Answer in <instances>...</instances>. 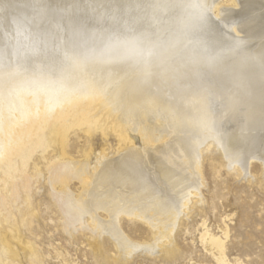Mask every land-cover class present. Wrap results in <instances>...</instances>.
Wrapping results in <instances>:
<instances>
[{"label": "bare ground", "instance_id": "obj_1", "mask_svg": "<svg viewBox=\"0 0 264 264\" xmlns=\"http://www.w3.org/2000/svg\"><path fill=\"white\" fill-rule=\"evenodd\" d=\"M206 2L218 14L220 0ZM229 20L228 28L238 33L239 25ZM162 27L169 28V23ZM45 56L27 60L21 67L17 59L0 57V74L42 69L62 74L67 85L64 99L51 113L0 119V192L6 195L0 196V264H23V258L27 264L41 263L34 244L20 231L33 234L38 228L31 194L43 178L61 216L58 228L68 236L83 230L93 234L95 239L88 246L100 264H125L133 254L152 253L163 243L169 252L162 256L175 258L170 251L173 232L191 215L190 207L202 201L206 152L213 169L220 162L236 175L247 174L249 165L258 162L264 187V88L253 70L238 79L235 89L219 91L181 82L179 72L145 79L136 73L139 70L130 73L127 66L112 70L70 62L71 56L64 61ZM76 128L86 135L113 132L121 156L101 153L95 163L88 157L67 159V137ZM137 137L139 146L133 141ZM56 148L57 158L40 169L38 165H47L52 158L48 153ZM72 181L80 186L76 194L69 188ZM123 218L146 224L153 234L149 241L155 242L146 246L131 241L121 232ZM102 235L112 241L115 258L103 255L98 240ZM227 235L226 229L221 231L222 238L203 228L199 239L217 264H241L225 256Z\"/></svg>", "mask_w": 264, "mask_h": 264}, {"label": "rangeland", "instance_id": "obj_2", "mask_svg": "<svg viewBox=\"0 0 264 264\" xmlns=\"http://www.w3.org/2000/svg\"><path fill=\"white\" fill-rule=\"evenodd\" d=\"M228 1L220 0L221 9L216 14L208 9L206 0H0V57L17 59L21 67L42 55L62 61L71 56L70 62L81 65H105L112 70L127 66L130 73L139 70L136 73L145 79L179 72L181 82H197L223 91L235 89L238 79L253 70L264 88V39L258 42L264 37V0ZM23 5L26 7L20 8ZM225 13L228 16L223 18ZM229 17L234 19L233 25H239L236 35L230 30ZM164 22L169 28H159ZM133 141L137 146L141 142L138 137ZM119 145L113 132L86 135L76 128L67 137L65 152L67 159L88 157L95 163L101 153L120 157ZM56 150L48 153L52 158L47 165L40 163V169L57 158ZM207 154L202 161V201L198 207H190L191 215L184 217L173 232L170 251L175 258L162 256L169 252L163 243L151 254H133L125 264H217L199 239L203 228L216 236H221L223 229L228 231L225 256L231 263L264 264L260 164L252 162L247 174L236 175L220 162L213 169ZM43 179L31 194L38 228L33 234L20 231L34 244L40 264H100L88 246L95 239L93 234L83 230L68 236L58 228L61 216ZM79 187L74 181L69 184L75 194ZM0 196L6 197L3 192ZM120 227L131 241L146 246L155 242L149 241L153 234L141 221L123 218ZM98 240L103 255L115 258L112 241L104 235ZM22 261L27 264L24 258Z\"/></svg>", "mask_w": 264, "mask_h": 264}, {"label": "clouds", "instance_id": "obj_3", "mask_svg": "<svg viewBox=\"0 0 264 264\" xmlns=\"http://www.w3.org/2000/svg\"><path fill=\"white\" fill-rule=\"evenodd\" d=\"M62 74L42 69L0 74V119L51 113L64 99Z\"/></svg>", "mask_w": 264, "mask_h": 264}]
</instances>
